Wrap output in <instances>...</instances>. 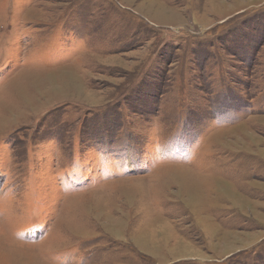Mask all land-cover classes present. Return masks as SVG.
<instances>
[{"label":"rangeland","instance_id":"374dc122","mask_svg":"<svg viewBox=\"0 0 264 264\" xmlns=\"http://www.w3.org/2000/svg\"><path fill=\"white\" fill-rule=\"evenodd\" d=\"M0 264H264V0H0Z\"/></svg>","mask_w":264,"mask_h":264},{"label":"trees","instance_id":"16d2710c","mask_svg":"<svg viewBox=\"0 0 264 264\" xmlns=\"http://www.w3.org/2000/svg\"><path fill=\"white\" fill-rule=\"evenodd\" d=\"M153 97H154V96H153ZM153 97H152V99H153ZM149 101L151 102V99H149ZM195 106H197V107H199V108H205L204 105H201V106L196 105L195 100H194V97H192V96H191L190 99H189V98L185 99V108H186L187 115H186L184 121H185V126H186L187 128H190V129H193L194 126H195V124L192 123L191 120L187 118V117L189 116L188 110H191V111L193 112L194 109H195ZM130 110H132L131 107H130ZM137 110H138V109H137ZM191 114H192V113H191ZM203 121H207V119L204 118ZM207 122H208V121H207ZM196 123H197V122H196Z\"/></svg>","mask_w":264,"mask_h":264},{"label":"bare ground","instance_id":"6f19581e","mask_svg":"<svg viewBox=\"0 0 264 264\" xmlns=\"http://www.w3.org/2000/svg\"><path fill=\"white\" fill-rule=\"evenodd\" d=\"M28 73H29V72H28ZM28 73L26 72V74H28ZM23 74H25V73H23ZM19 75H20V74H19ZM19 75H18V76H19ZM18 76H17L16 78H18ZM13 81H14V80H13ZM173 168H174V167H173ZM80 197H81V196H80ZM47 241H48V240H47ZM16 244H17V243H16ZM25 247H26V246H25ZM27 247H28V246H27ZM30 248H31V247H30Z\"/></svg>","mask_w":264,"mask_h":264}]
</instances>
